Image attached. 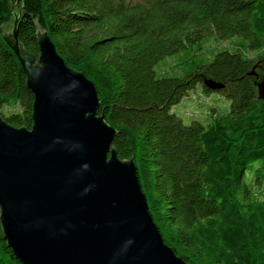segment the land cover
Segmentation results:
<instances>
[{
    "label": "trees",
    "instance_id": "obj_1",
    "mask_svg": "<svg viewBox=\"0 0 264 264\" xmlns=\"http://www.w3.org/2000/svg\"><path fill=\"white\" fill-rule=\"evenodd\" d=\"M21 9L26 48L39 56L37 28L46 30L95 83L100 113L117 131L113 147L134 158L177 255L264 264V0H0V113L31 128L34 94L3 33ZM197 88L221 92L229 106L186 121L174 106ZM0 264H23L1 224Z\"/></svg>",
    "mask_w": 264,
    "mask_h": 264
},
{
    "label": "water",
    "instance_id": "obj_2",
    "mask_svg": "<svg viewBox=\"0 0 264 264\" xmlns=\"http://www.w3.org/2000/svg\"><path fill=\"white\" fill-rule=\"evenodd\" d=\"M15 8V7H14ZM13 8V9H14ZM3 29L34 94L31 128L0 113V224L23 264H191L156 224L134 158L113 147L95 83L66 62L46 30L40 55ZM210 88L223 85L212 79ZM264 99V77L257 84Z\"/></svg>",
    "mask_w": 264,
    "mask_h": 264
},
{
    "label": "rangeland",
    "instance_id": "obj_3",
    "mask_svg": "<svg viewBox=\"0 0 264 264\" xmlns=\"http://www.w3.org/2000/svg\"><path fill=\"white\" fill-rule=\"evenodd\" d=\"M215 45V44H214ZM231 42H223L222 47H229ZM198 91V92H197ZM199 88L191 90L187 93L186 97L182 101L174 106V111L182 116L186 121L196 120L197 118H207L210 110L217 109L223 110L229 106L230 102L221 92L218 94L213 92L211 96L201 94ZM7 112V110H5ZM202 122H205L200 120Z\"/></svg>",
    "mask_w": 264,
    "mask_h": 264
}]
</instances>
